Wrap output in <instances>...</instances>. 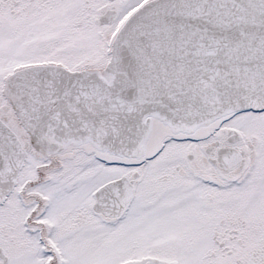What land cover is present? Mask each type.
Masks as SVG:
<instances>
[{
  "label": "snow or ice",
  "instance_id": "1",
  "mask_svg": "<svg viewBox=\"0 0 264 264\" xmlns=\"http://www.w3.org/2000/svg\"><path fill=\"white\" fill-rule=\"evenodd\" d=\"M0 264H264V0H0Z\"/></svg>",
  "mask_w": 264,
  "mask_h": 264
}]
</instances>
